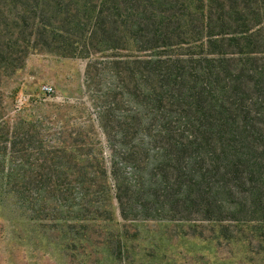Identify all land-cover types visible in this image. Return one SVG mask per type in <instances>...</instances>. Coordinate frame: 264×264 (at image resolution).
Returning <instances> with one entry per match:
<instances>
[{
  "label": "trees",
  "instance_id": "1",
  "mask_svg": "<svg viewBox=\"0 0 264 264\" xmlns=\"http://www.w3.org/2000/svg\"><path fill=\"white\" fill-rule=\"evenodd\" d=\"M40 52L86 66L48 111L6 114L0 91L7 189L33 220L85 235L115 203L227 240L264 222V0H0V84Z\"/></svg>",
  "mask_w": 264,
  "mask_h": 264
},
{
  "label": "rangeland",
  "instance_id": "2",
  "mask_svg": "<svg viewBox=\"0 0 264 264\" xmlns=\"http://www.w3.org/2000/svg\"><path fill=\"white\" fill-rule=\"evenodd\" d=\"M85 66L80 59L30 54L22 69L2 78L5 113L34 100L46 103L38 108L48 111L53 103L80 97ZM31 209L8 191L7 154L0 152V264H264L261 221L239 227L236 239H208L216 237L209 230L198 236L170 222H124L113 203L110 219L82 235L77 229L33 220Z\"/></svg>",
  "mask_w": 264,
  "mask_h": 264
},
{
  "label": "built area",
  "instance_id": "3",
  "mask_svg": "<svg viewBox=\"0 0 264 264\" xmlns=\"http://www.w3.org/2000/svg\"><path fill=\"white\" fill-rule=\"evenodd\" d=\"M47 92H51V88H46L45 89Z\"/></svg>",
  "mask_w": 264,
  "mask_h": 264
}]
</instances>
